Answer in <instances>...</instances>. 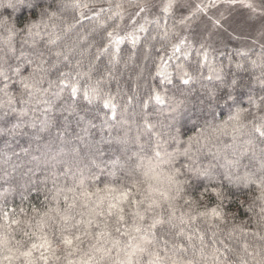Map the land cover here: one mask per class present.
<instances>
[{
	"label": "trees",
	"instance_id": "trees-1",
	"mask_svg": "<svg viewBox=\"0 0 264 264\" xmlns=\"http://www.w3.org/2000/svg\"><path fill=\"white\" fill-rule=\"evenodd\" d=\"M153 1L79 0L81 5L87 4L88 7L77 8L76 0H57L60 18L49 22V28L41 31L51 33L52 38L59 37L52 50L65 52L69 59L64 61L61 57L57 67L45 77L44 88L49 87V81L52 82L46 97L49 104L35 106V111H30L23 121L12 113L3 117L7 108H0V234L7 229L3 212L8 211L10 217L22 221L32 218L34 224L39 217L33 213V208L42 213L49 206H54L51 202V179L47 184L41 181L50 174L53 165L55 170L60 171L64 161L73 160V149H79L76 159L80 161L81 168L94 159L105 169V174L96 184L100 188L105 183L117 188L128 186L133 178L143 181L142 173L157 164L154 156L157 144L163 155L165 151L172 152L177 148L182 151L192 137L200 138L201 144L205 137L211 138L212 152L219 150L229 159L233 158L234 153L239 156L247 150L240 174L248 171L260 175L259 158L264 141L252 131V126L253 123H260L264 117V48L246 49L238 40L229 39L221 49L213 52L208 51L200 41L186 52H177L175 47L180 48L185 24L177 16L165 12L155 14L143 26L144 30H139L138 36L126 35L119 45L115 44L114 39L124 19L132 11H139L137 5L150 6ZM253 2L264 10V0ZM117 5L121 7L117 8ZM100 9L104 11L100 12ZM81 11L83 17L80 16ZM97 12H100L98 19L95 15ZM117 12L122 15L116 16ZM0 15L13 20L18 18L21 22L31 19L27 12H14L12 9L0 8ZM196 16L201 18L200 14ZM192 21L196 25L195 19ZM89 28H92L91 32ZM108 32H113V38L107 36ZM190 33L191 30L185 36ZM204 34L201 33L202 38ZM6 35L0 32V66L8 68L15 65L17 60L8 53L3 43ZM14 44L16 56L21 50L25 54H34L35 50L22 44L19 38ZM44 50L45 59L50 64L57 60ZM62 71L70 73L67 77L70 84H78L79 91L75 96L71 95L70 88L62 89L59 83L64 79L60 76ZM185 79L189 81L187 84L184 83ZM93 89L95 93H92ZM85 90L90 92L87 99ZM10 92L19 99L20 86L13 85ZM156 95H160L162 103L156 101ZM3 100L6 97L0 94V102ZM105 102L110 106L105 107ZM111 105L115 106V119ZM15 107L31 109L34 105L17 103ZM44 108L49 110L44 112ZM238 110L242 113L241 119L231 120L230 117ZM18 123L20 127L9 133L8 129ZM46 125L47 129L41 131ZM192 144L198 166L207 167L209 163L217 165L212 169L211 181L201 180L196 189H188L185 193L198 202L192 209L195 214L215 207L217 201L212 195V188L223 185L227 191L228 181L223 179L225 169L220 167L224 160H214L207 150L197 153L199 145L194 140ZM130 156L133 157L131 161L128 159ZM137 157L143 159L144 166L129 176L128 170L139 162ZM114 161H119L125 167L118 168L117 179L112 180L107 172ZM97 171L93 168V172ZM156 171L167 172L168 166L161 163ZM65 179L61 177L58 184L64 185ZM151 183L157 184L156 181ZM67 184L71 185V181L68 180ZM141 186L147 188V184L142 183ZM159 186L164 187L162 184ZM233 190L236 191L235 188ZM258 195L259 191L253 185L251 188H241L236 195L230 196L224 206L228 216L226 225L211 228L201 219L185 227L189 231L199 230L205 234L209 244L212 232L216 231V239H223L234 250L227 254L230 264H239L237 254L248 258L243 253L244 244L249 245L250 251L264 248V239H261L264 237V227L257 222L260 202L255 201L252 211L247 210ZM241 202H244V207L240 206ZM178 205L188 211V206L182 200ZM21 229H26V225H14L12 228L10 246L13 248L17 240L27 242ZM164 231L172 230L165 226ZM229 231H233L231 236L228 235ZM83 247L87 248V243ZM188 255H192L191 250ZM147 259L145 255L143 260ZM59 264H66V261L61 259Z\"/></svg>",
	"mask_w": 264,
	"mask_h": 264
},
{
	"label": "snow or ice",
	"instance_id": "snow-or-ice-1",
	"mask_svg": "<svg viewBox=\"0 0 264 264\" xmlns=\"http://www.w3.org/2000/svg\"><path fill=\"white\" fill-rule=\"evenodd\" d=\"M225 2L235 3L237 0H225ZM239 2L256 11L250 0H239ZM172 6L173 0H169L164 11H170ZM75 7L87 8L88 5H81L79 0H76ZM119 7L121 6L117 5V8ZM137 7L139 9L137 15L146 10L144 5H137ZM0 8L12 9L14 12H27L31 16V19L21 22L18 18L13 20L0 15V32L7 34L3 43L8 53L15 56L17 60L15 65H9L8 68L0 66V94L6 97V100L0 102V108H7L2 114L3 117L12 113L23 121L24 117L29 116L30 111H35V106L49 104L46 97L52 82L49 81V87L44 88L45 77L51 69L57 67L61 57L64 61H67L69 57L63 51L52 50V46L57 44L59 37L52 38L51 33L41 31V29L49 28V22L60 18L57 13V0H0ZM197 8L200 11L204 10L199 5ZM102 11L104 9H100V12ZM100 12L95 14L97 19ZM115 15L122 14L117 12ZM80 16H84L82 11ZM215 23L219 24V21ZM140 30H144L142 26ZM46 34L47 39H45ZM107 36L113 38V32H108ZM17 38L22 44L34 49V54H25L21 50L19 56H16L17 49L14 41ZM122 39L117 37L114 43L119 45ZM44 49L54 55L57 60L50 64L49 60L45 59ZM175 50L180 51L179 47H175ZM60 76L64 78L59 81L62 89L70 88L71 95L75 96L79 88L77 83L68 82L67 77L70 73L62 71ZM188 82L187 79L184 80L185 84ZM15 84L20 86L19 99L10 92ZM92 93H95V89ZM84 96L86 99L89 98L90 92L85 90ZM155 99L158 103L163 102L160 95H156ZM17 103L34 105V107L17 109L15 107ZM252 103L255 104V101ZM104 106L110 105L105 102ZM111 107L113 119H115V106L111 105ZM48 110V108L42 109L44 112ZM241 115V111L238 110L230 119L239 121ZM19 127L18 123L15 127L9 128L8 132L13 133ZM46 129L47 125L41 131ZM252 131L261 141H264V117L261 118L260 123H253ZM235 139L236 137L233 136V140ZM193 140L199 145L196 149L197 153H204L207 150V154L214 160H224L220 167L225 169L223 179L228 181L227 191L223 185L220 188H212V195L217 201L216 206L210 209L205 208L195 214L192 209L198 202L186 196L185 193L188 189H196L201 180L211 181L212 169L217 165L209 163L207 167L198 166V157L192 152ZM249 143L251 146V142ZM211 144L212 140L209 137L204 138L203 144L200 138L192 137L188 146L182 151L177 148L172 152L165 151L163 155L158 150L160 145L157 144L154 151L157 164L142 173L144 180L137 181L133 178L130 185L119 188L110 183H105L103 188L96 186L101 176L105 174V169L94 159L89 161L90 166L85 165L81 168L80 161L76 159L79 156V149H73V160L64 161L63 169L60 171L55 170L53 165V170L41 181L47 184L51 179L53 185L51 202L54 206H49L47 211L42 213L33 208V213L39 217L34 224L32 218L22 221L14 216L10 217L8 211L3 212L2 218L7 224V229L0 234V264H17V262L18 264H59L61 259L65 260L66 264H230L227 254L234 250L223 239H216L218 235L216 231L212 232L209 244L205 234L199 230L189 231L185 226L201 219L211 228L226 225L228 216L224 211L225 201L230 196L236 195L241 188H251L254 185L259 195L254 198L253 204L248 205L247 210L252 211L255 201H259L260 211L257 222L264 227V149L259 158L260 175L257 176L256 173L248 171L240 174L242 159L247 155V150L239 156L234 153L233 158L229 159L219 150L212 152ZM253 155H255L254 152ZM53 159L56 158L53 157ZM128 159L131 161L133 157L130 156ZM137 159L139 162L128 170L129 176H133L144 166L143 159L139 157ZM161 163L168 166L167 172L156 171ZM124 167L125 165L120 164L119 161H114L107 176L112 180L117 179V169ZM243 167L247 169L246 165ZM93 168L98 171L93 172ZM161 176L164 177L163 180ZM61 177L66 178L64 185L58 184ZM68 180L71 181V185L67 184ZM151 181H156L157 184L154 185ZM142 183L147 184V188H142ZM161 184L164 187H160ZM202 198L203 193H201ZM181 200L188 206V211H184L178 205ZM240 206L244 207V202H241ZM21 212L24 210L21 209ZM178 212L179 215H177ZM22 224L26 225V229L21 231L23 236L27 237V242L17 240L13 248L10 246L12 228L14 225ZM165 226L172 231L165 232ZM232 234L233 231H229L228 235ZM169 236L172 238L169 239ZM85 243L87 248L83 247ZM190 250L191 256L188 255ZM243 253L250 259L245 255L237 254L239 264H264V248L250 251L249 245L244 244ZM145 255L148 257L147 261L143 260Z\"/></svg>",
	"mask_w": 264,
	"mask_h": 264
},
{
	"label": "rangeland",
	"instance_id": "rangeland-1",
	"mask_svg": "<svg viewBox=\"0 0 264 264\" xmlns=\"http://www.w3.org/2000/svg\"><path fill=\"white\" fill-rule=\"evenodd\" d=\"M168 2L169 0H155L139 15L132 11L124 19L117 37L138 36L141 26L143 27L146 22L153 19L155 14L165 12L164 8ZM250 2L256 11L245 7L239 0L235 3H227L225 0H173L171 10L165 13L177 16L185 24L179 52H186L198 41L203 42L206 49L213 52V50L221 49L229 39L238 40L246 49L264 48V10L253 0ZM197 5L204 10L200 11ZM199 14L201 18L196 16ZM194 19L197 22L196 25L192 24ZM216 21H219L221 26L215 23ZM208 28L211 32L206 34L205 31H209ZM90 29L92 28H89L91 32ZM189 30L191 33L185 36ZM201 33H205L204 38ZM134 61H136L135 58Z\"/></svg>",
	"mask_w": 264,
	"mask_h": 264
}]
</instances>
